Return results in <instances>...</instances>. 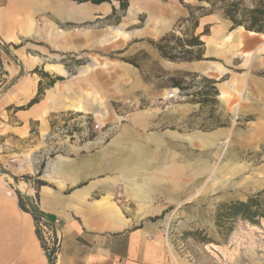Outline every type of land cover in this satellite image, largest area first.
<instances>
[{
  "label": "rangeland",
  "instance_id": "rangeland-1",
  "mask_svg": "<svg viewBox=\"0 0 264 264\" xmlns=\"http://www.w3.org/2000/svg\"><path fill=\"white\" fill-rule=\"evenodd\" d=\"M30 4L39 9L30 14L33 21L20 20L24 31L21 26L10 40L0 32V204L9 203L4 195L9 191L30 207L28 193L37 198L38 181L45 174L60 175L49 170V163H63L62 156L95 152L114 157L118 149L110 140L122 127L137 130L132 114L147 109L145 127L135 133L141 144H146L147 133H162L164 145L155 149L157 158L131 165L146 182L151 178L159 186L152 191L164 209L149 219L162 223V240L175 261L264 264V220L252 223L224 214L225 204L244 201L264 189V34L233 31L221 10H211L198 0H127L125 6L116 1L108 3L107 11L106 5L74 0H30ZM131 4L134 11L129 10ZM17 6L21 10L26 2L18 0ZM61 7L71 16L60 18ZM0 9L8 22L21 14L11 10L10 0H0ZM151 11L158 13L154 16ZM190 12L199 22L194 34L208 30L201 40L210 36L214 53L203 45L201 60L161 57L153 43L170 32L179 37L190 34L191 24L183 21ZM158 23L166 28L153 35L151 28ZM51 28L63 33L51 38L47 35ZM248 40L253 42L251 48L244 46ZM228 44L233 45L231 51L226 50ZM90 64L98 67L79 73ZM118 64L129 65L136 77L123 75ZM208 79L216 81L217 95ZM172 89H177L176 98L166 100ZM74 91L100 96L98 110L104 116L69 107L81 105H75ZM37 93L39 101L28 107ZM182 149L191 157L184 158ZM161 150L168 159L164 155L159 161ZM203 159L208 160L207 169L193 174ZM119 173L109 170L101 177L111 180L115 175L120 178ZM172 183H176L174 195ZM115 184V198L122 199L124 182ZM129 204L125 214L132 218L136 205Z\"/></svg>",
  "mask_w": 264,
  "mask_h": 264
},
{
  "label": "crops",
  "instance_id": "crops-1",
  "mask_svg": "<svg viewBox=\"0 0 264 264\" xmlns=\"http://www.w3.org/2000/svg\"><path fill=\"white\" fill-rule=\"evenodd\" d=\"M24 1L26 6L19 10L18 0H10L11 10L17 9L21 12L13 17V20H10L12 22L6 20L8 15L0 9L2 37L6 34L13 36L19 28L21 29L20 20H32L30 14L39 9L37 5L30 4V0ZM114 2L116 1H112V3ZM101 4L106 5L104 10L107 11L108 3ZM52 5L58 7L55 3ZM33 7L35 8L34 12ZM61 9L63 12L61 11L58 15L60 18L67 19L71 16L67 8L61 7ZM151 12L154 16L158 13ZM9 26L11 27L8 30ZM165 28V23L155 24L151 28L152 34L157 35ZM242 30L246 31L243 27L238 26L233 31L240 32ZM246 32L251 35H260L252 31ZM229 35L230 33L224 35L222 39L226 41L229 39ZM212 42L210 36H207L204 41V45L209 48L210 53H214V49L211 48ZM239 45L237 44L235 47ZM226 46V50L231 51L233 45ZM244 46L251 48L253 42L248 40ZM117 66L123 75L136 77L135 70L129 65L118 64ZM97 67L96 64H90L88 67H81L78 71L85 73ZM133 83L137 84V79L133 80ZM223 87L221 84L220 88ZM73 93L76 94L75 105L84 104L88 109V112L85 111L86 113H93L103 101L97 94L80 91ZM223 95L224 92L220 91L218 96L222 98ZM61 98L63 101L64 95ZM69 98L72 99V96ZM148 113L150 111L147 109L133 113L132 121L137 130L132 126H126L125 129L122 127L119 133L110 140V144L118 149L114 157L95 152H90L85 156H62L61 161L69 166L72 164L77 166L79 170L76 174L69 172H63L60 175L45 174L47 177L42 180L46 185H41L34 191L37 193V198H34L32 193H28L29 200L27 199V202L30 207L37 208L49 221L58 220L54 231L59 237L60 243L53 264H178L175 257L173 258L168 251L165 241L162 240L160 233V224L162 223L149 219V217L159 216L164 209L162 203L156 202L155 190L152 191L159 186L151 178H149V183L146 182L141 177V173L133 170L131 165L148 163L150 157L158 156L155 149L164 145L162 133H147L146 144H143V141L141 144V136L135 133L138 128L145 127L142 122L145 121ZM136 115L139 117L136 118ZM82 149L84 147L77 150ZM181 152H184V158L191 157V153L189 154L183 149ZM160 154L159 161L163 160L166 152L161 150ZM166 158L168 159V155ZM109 170H117L123 178L121 176L119 178L117 175L113 176L111 180L102 178L101 174L109 172ZM78 171H81L79 176L77 175ZM196 171L197 168L193 174L196 175ZM56 179H61L63 186H60L55 181ZM118 180L124 182L119 192L122 199L115 198L114 187ZM132 180L141 181L142 185L147 188V193L131 189L128 183ZM175 187L176 183H172L170 186L172 195L175 194ZM4 195L9 199V203L0 204V264H49L36 234L32 214L20 208L17 199L11 192L6 191ZM92 196L99 197L93 198ZM129 202H135L136 205L132 218L125 214V209L132 206ZM26 208L29 207L26 206ZM118 210L120 214H118ZM179 264H181L180 261Z\"/></svg>",
  "mask_w": 264,
  "mask_h": 264
},
{
  "label": "trees",
  "instance_id": "trees-1",
  "mask_svg": "<svg viewBox=\"0 0 264 264\" xmlns=\"http://www.w3.org/2000/svg\"><path fill=\"white\" fill-rule=\"evenodd\" d=\"M78 3L91 2L93 4H101L103 2L110 3L117 1L125 6L127 0H74ZM199 2H205L208 4L211 10L219 9L222 11L223 16L231 22V29L238 26L243 27L246 31H252L258 34H264V0H250L249 3H244V0H198ZM203 8V7H202ZM191 24L190 34H185V37H179L175 33L170 32L158 41L154 42V46L159 52L160 56L169 61H197L202 59V47L204 42L201 40L202 35H208V30L195 35L194 31L198 27V19L192 12L188 17L183 20ZM170 39H174L175 43L170 42ZM47 75V73H43ZM57 80H61L62 77H56ZM212 84V93L217 95V90L213 86L216 83L213 79H208ZM174 86H179L178 81L174 80ZM54 83V80L51 81ZM39 93L28 102V107L36 104L39 101ZM38 183L46 185L44 181L39 180ZM82 185V184H81ZM20 198V194L18 193ZM20 208L24 211L30 212L33 216L35 226L43 216L35 207L26 208L18 201ZM224 214L228 218H242L252 223H256L259 220H264V189L252 194L244 201L230 202L224 205ZM36 234L39 238V231L36 227ZM55 257H48V263L53 264Z\"/></svg>",
  "mask_w": 264,
  "mask_h": 264
},
{
  "label": "bare ground",
  "instance_id": "bare-ground-1",
  "mask_svg": "<svg viewBox=\"0 0 264 264\" xmlns=\"http://www.w3.org/2000/svg\"><path fill=\"white\" fill-rule=\"evenodd\" d=\"M21 2H23L24 0H20ZM133 4H131V7L129 8V10H133ZM58 8V7H57ZM54 10H55V8H54ZM59 11V10H58ZM61 11V10H60ZM59 11V12H60ZM134 11V10H133ZM63 12V11H62ZM57 13V12H56ZM30 27V26H29ZM7 28V27H6ZM10 28H8V30H9ZM26 29V27L25 26H22V30L24 31ZM61 33H63V30H52V28L51 29H49V31H47V35L49 36V37H51V38H55V35L56 36H58V34H61ZM13 36L12 35H9V34H6V35H4V39H8V40H10V38H12ZM116 37V35L114 36V37H112V38H110L111 40H113L114 38ZM104 42H107V40H105ZM198 63L196 64V67H198ZM218 66V65H217ZM209 68H210V66H209ZM212 68V67H211ZM217 68V67H216ZM214 69V68H213ZM23 89V88H22ZM18 90H20V89H18ZM24 90V89H23ZM22 90V91H23ZM27 90V89H26ZM173 90H177V89H172V91ZM28 91V90H27ZM19 92V91H18ZM175 92V91H174ZM23 93V92H22ZM170 93V92H169ZM175 93H177V91L175 92ZM168 95V94H167ZM91 103V102H90ZM93 103V102H92ZM95 103V102H94ZM69 107H72V108H74L76 111H88V109H86L85 108V106H84V104H81V105H77V106H74L73 104H71L70 103V105H68ZM91 108V107H90ZM99 109V108H98ZM98 109H96V110H94L93 111V113H94V115H100L101 117H103L104 116V112L103 111H101V110H98ZM97 141V140H96ZM226 143L225 142H223L222 144H221V146H222V148H224V145H225ZM95 146H96V144H95ZM225 147H226V145H225ZM55 160V159H54ZM208 160H203L202 162H201V164H200V166L197 168V171H199V170H206L207 169V167H208V165H207V162ZM35 162V161H34ZM234 164V163H233ZM100 168V167H99ZM230 168V167H229ZM233 169V168H232ZM49 170H51V172L53 171V172H55L56 174H61V173H63V172H69V173H74L76 170H77V166L76 165H67L66 163H54V162H50L49 163ZM210 175V174H209ZM208 175V176H209ZM56 182L60 185V186H63V181L61 180V179H57L56 180ZM128 185H129V187L131 188V189H133V190H137V191H139V192H141V193H147V188H145L143 185H142V183H141V181H136V180H132L130 183H128ZM202 185V184H201ZM82 188V187H81ZM109 189V188H108ZM139 189V190H138ZM198 190V189H197ZM9 195V194H8ZM86 196V195H85ZM151 202V201H150ZM111 204V203H110ZM112 205V204H111ZM107 206V205H106ZM101 209H103V208H101ZM113 209V208H112ZM115 209V208H114ZM117 209V208H116ZM118 214H120V212H119V210H118ZM122 215V214H121ZM116 218H117V216H116ZM116 220V219H115ZM121 221V220H120ZM169 252L174 256V253H173V251L171 250V248H169Z\"/></svg>",
  "mask_w": 264,
  "mask_h": 264
},
{
  "label": "built area",
  "instance_id": "built-area-1",
  "mask_svg": "<svg viewBox=\"0 0 264 264\" xmlns=\"http://www.w3.org/2000/svg\"><path fill=\"white\" fill-rule=\"evenodd\" d=\"M176 94L174 91L168 93L165 97L167 99H175ZM98 123L94 125L98 128ZM111 128H109L110 130ZM58 223V220L49 221L46 217L42 216L37 223V229L39 231V241L42 251L46 257H55L57 248L60 243L59 237L55 234L54 226Z\"/></svg>",
  "mask_w": 264,
  "mask_h": 264
},
{
  "label": "water",
  "instance_id": "water-1",
  "mask_svg": "<svg viewBox=\"0 0 264 264\" xmlns=\"http://www.w3.org/2000/svg\"><path fill=\"white\" fill-rule=\"evenodd\" d=\"M24 195L27 197L26 193H25ZM27 199L29 200V198H28V197H27Z\"/></svg>",
  "mask_w": 264,
  "mask_h": 264
}]
</instances>
